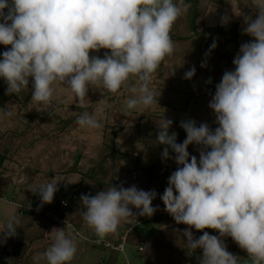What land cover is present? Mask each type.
I'll return each mask as SVG.
<instances>
[{"label":"clouds","instance_id":"clouds-1","mask_svg":"<svg viewBox=\"0 0 264 264\" xmlns=\"http://www.w3.org/2000/svg\"><path fill=\"white\" fill-rule=\"evenodd\" d=\"M189 7L185 0H0V45L7 48L0 53L5 95L29 89L31 80V98L38 104L53 106L55 86L63 85L82 105L90 89L102 95L127 86V110L158 105L150 87L153 74L174 52L171 30ZM257 8L255 19L243 18V34L252 40L240 45L233 70L223 73L209 101L217 126L183 120L179 126L186 138L177 143V134L169 132L173 122L164 114L155 120L162 160L172 159L171 151L177 165L159 198L176 224L189 226L182 235L187 248L201 250L199 264H239L223 237L245 250L251 264H264V5ZM101 49L110 55L90 57ZM194 75L192 68L184 78ZM130 80L134 86H128ZM13 115L0 108V119ZM76 123L87 130L102 127L95 113H83ZM190 145L196 146L199 159L189 154ZM57 184L41 182L29 191L50 204ZM156 197L155 190L111 185L94 196L81 195V216L99 243L122 222L135 221L132 209L142 217L154 215ZM19 224L18 217H11L0 228V241L15 236ZM191 228L203 234L194 238ZM50 235L54 242L33 257V264H71L76 238L66 228H54Z\"/></svg>","mask_w":264,"mask_h":264},{"label":"rangeland","instance_id":"rangeland-1","mask_svg":"<svg viewBox=\"0 0 264 264\" xmlns=\"http://www.w3.org/2000/svg\"><path fill=\"white\" fill-rule=\"evenodd\" d=\"M185 3L190 4L188 11L171 30L174 52L161 62L153 74L150 87L156 93L158 105L151 108L127 110L126 100L130 96L127 86H122L118 93L104 91L102 95L101 90L90 89L88 101L81 105L73 92L63 85H56L53 106H45L32 100L31 80L29 89L9 96L5 95L7 84L0 79V108L10 109L14 114L9 119H0V155L8 160L7 168L1 166L0 170H6L7 175L17 178L19 183L15 185L18 191H27L35 175L40 178L43 171L49 174L54 170L60 175L55 180L58 191L48 205L58 209H62L61 201L74 207L81 195L94 196L102 191L100 187L105 184L117 188L135 185L144 191L155 190V208L157 211L165 208L159 197L168 186V177L177 165L171 151L173 158L162 160L164 146L156 143L158 128L155 120L164 114L173 122L169 132L177 134V143L186 138V133L179 126L183 120H201L212 129L217 126L215 115L208 107L212 92L228 66L234 68L232 61L240 45L252 40V37L243 34V18L250 16L255 19L259 11L257 7L264 5V0H185ZM222 17H228L229 22L222 24ZM194 19L195 29L192 28ZM239 25L241 37L236 31ZM213 43L216 45L214 49L210 48ZM6 50L0 45V53ZM105 53L110 55L107 49L90 52L89 55L103 58ZM192 68H195V75L191 80L185 79V72ZM134 85L135 81L128 82V86ZM85 112L95 113L102 127L94 130L81 128L76 121ZM190 148L189 154L199 159L198 150L193 155ZM24 178L25 183H21ZM6 180L9 177L3 179ZM1 190L0 228L11 217L22 221L42 208L39 196L31 191L27 200L21 199L23 196L14 198L10 192ZM25 211H30L27 217L24 216ZM132 211L135 214L136 209ZM155 217L151 222L161 218ZM144 218L147 217L141 219ZM165 229L157 225L156 232L167 239ZM189 230L194 238L203 234L194 228ZM204 231L219 237L215 230ZM175 236L179 239L176 242L172 240L174 246L169 252L175 254V250H184L187 255H183L184 259L190 260L192 250L184 248L183 235L182 238L178 234ZM222 239L227 251L240 258L239 264H251L247 252L230 237ZM5 242L0 241V246ZM194 264H199V258Z\"/></svg>","mask_w":264,"mask_h":264},{"label":"crops","instance_id":"crops-1","mask_svg":"<svg viewBox=\"0 0 264 264\" xmlns=\"http://www.w3.org/2000/svg\"><path fill=\"white\" fill-rule=\"evenodd\" d=\"M239 28L240 25L236 31L238 36L241 37L242 35L239 33ZM230 70H233V68L228 66L226 71ZM214 93L215 90L212 92V95H214ZM189 108L190 105H188V111ZM200 123L203 122L201 120L197 121L198 125ZM190 146V151L194 155L197 148L196 146ZM7 163L8 160L5 158L2 168H7ZM3 172L6 177H9V180L1 181V191L7 193L5 192L6 190L13 195L12 197L23 196L21 199L27 198V200L30 198V186L38 185L41 182L55 183V180L60 178V175L55 173L54 170L50 171L49 174L46 173L47 171H45V173L43 171V173L40 174V178L35 175L34 178L31 179L27 191L24 192L23 190L21 192L18 191L15 185L19 183L17 178H14L11 174L7 175L6 170ZM46 176H49V178H46ZM20 182L25 183V178L20 180ZM108 187H110V185H102L100 190L107 189ZM41 205L42 208H36L39 211H35L33 216H29L27 219L20 221L19 228L16 230V235L8 238L6 242L0 246V264H33V257L37 254H42L54 242V235H50L54 228H66L67 233L76 238L78 250L71 264H173L172 261H174V263L177 262V264H194L195 261L201 257V255H198L187 260L179 255L181 250H175V254L169 252V249H171L173 245L172 240H174V242L177 241L176 239L178 237L175 235L178 234L181 236L187 227L183 224H176L173 218L165 211V208L156 211L154 215L144 219H141L142 217H136V210L134 214L135 221L129 220L127 222H122L115 234L105 237L106 241L112 243H119L123 238H126L124 251L118 253L106 251L102 246H98L94 243V241H98L99 238L96 236L94 230L82 219L81 211L83 205L80 199L75 202L74 207L69 203L68 208L61 207L62 209L48 204ZM152 205L155 207L156 204L153 203ZM48 209L59 213L58 215L66 219L69 224L55 223L51 219L44 217L42 211ZM25 212L24 216L27 217L30 211ZM41 214L42 216H40ZM155 216L161 218L157 219V222H151V219ZM146 224H149V226L143 229ZM157 225L160 228H166L165 234L167 239L165 237H160V233L156 232ZM140 249H143V251ZM41 264H44V262L41 261Z\"/></svg>","mask_w":264,"mask_h":264},{"label":"built area","instance_id":"built-area-1","mask_svg":"<svg viewBox=\"0 0 264 264\" xmlns=\"http://www.w3.org/2000/svg\"><path fill=\"white\" fill-rule=\"evenodd\" d=\"M4 178H6V175L4 174L2 170H0V183ZM60 206L62 208H68L69 203L66 201H61ZM30 210H33V209L31 208ZM42 213L44 217L51 219L55 223L66 224V225L69 224V222L66 219L61 218L57 213L53 212L52 210H49V209L44 210L42 211ZM136 217L141 218L142 216H139L137 212ZM94 243L98 246H102L106 251L122 253L124 251L126 238H123L119 243H112L106 240L100 241L99 243L97 241H94ZM140 250L143 251V249H140Z\"/></svg>","mask_w":264,"mask_h":264},{"label":"trees","instance_id":"trees-1","mask_svg":"<svg viewBox=\"0 0 264 264\" xmlns=\"http://www.w3.org/2000/svg\"><path fill=\"white\" fill-rule=\"evenodd\" d=\"M192 25H193L192 28L195 29V19L193 20ZM4 161H5V157H4L3 155H0V167L3 165ZM184 248L187 249L186 246H185ZM179 255H180L182 258H184L183 255L185 256L186 253H185L184 250H181L180 253H179ZM190 255H192L193 257H196V256H198V255H202V253H201V250H198L197 252H196V251L194 252V251L192 250V254H190ZM186 256H187V255H186ZM193 257H192V258H193Z\"/></svg>","mask_w":264,"mask_h":264}]
</instances>
